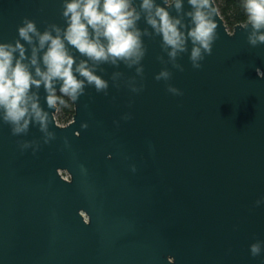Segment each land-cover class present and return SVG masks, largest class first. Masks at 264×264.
I'll list each match as a JSON object with an SVG mask.
<instances>
[{"label": "water", "instance_id": "obj_1", "mask_svg": "<svg viewBox=\"0 0 264 264\" xmlns=\"http://www.w3.org/2000/svg\"><path fill=\"white\" fill-rule=\"evenodd\" d=\"M212 5L218 39L201 68L189 53L183 71L162 63L160 37H144L143 76L101 65L108 94L86 87L66 124L40 88L49 143L38 126L14 136L0 122V264H264V45ZM61 12L62 0H0V42L18 38L24 17L64 26ZM164 68L171 78L157 81ZM23 141L39 143L35 154Z\"/></svg>", "mask_w": 264, "mask_h": 264}, {"label": "clouds", "instance_id": "obj_2", "mask_svg": "<svg viewBox=\"0 0 264 264\" xmlns=\"http://www.w3.org/2000/svg\"><path fill=\"white\" fill-rule=\"evenodd\" d=\"M187 3L189 10H185L184 0H140L139 4L136 0H62L64 26L50 23L43 31L34 20L24 17L17 26L18 38L0 42V122L9 125L14 136L27 135L30 126H38L44 143H49L55 139V133L49 130L54 112L41 106L40 88L46 93L47 108L55 111L58 106L68 107L69 101L75 103L85 94L86 87L107 95L109 82L97 71L103 72L104 64H123L129 69L135 67L136 74L142 77L141 61L147 52L144 37H160L161 49L168 57L167 61L163 56L157 57L162 63H171L183 71L177 59L189 53L192 67L201 68L218 39L216 10L212 0ZM243 10L246 22L240 27L247 31V42L253 47L264 45V0H243ZM141 19L147 25L143 29L138 25ZM73 49L83 58L77 60ZM122 75L112 74L116 87ZM171 75L164 68L155 79L168 81ZM257 75L264 78L259 69ZM127 85L132 92L143 88L136 86L135 77ZM167 91L183 94L170 84ZM81 127L88 125L83 123ZM19 146L22 151L31 147L35 154L39 143L23 141ZM262 202L257 200V206ZM249 247L253 257L262 252L259 240Z\"/></svg>", "mask_w": 264, "mask_h": 264}, {"label": "trees", "instance_id": "obj_3", "mask_svg": "<svg viewBox=\"0 0 264 264\" xmlns=\"http://www.w3.org/2000/svg\"><path fill=\"white\" fill-rule=\"evenodd\" d=\"M217 10L224 19L227 26L231 29L237 23L246 21V16L243 10V0H214ZM58 115L56 121L66 124L71 120L73 114V104L69 101L68 107L58 106Z\"/></svg>", "mask_w": 264, "mask_h": 264}, {"label": "built area", "instance_id": "obj_4", "mask_svg": "<svg viewBox=\"0 0 264 264\" xmlns=\"http://www.w3.org/2000/svg\"><path fill=\"white\" fill-rule=\"evenodd\" d=\"M61 173V175L64 177V178H68V175L65 173V172H60Z\"/></svg>", "mask_w": 264, "mask_h": 264}, {"label": "rangeland", "instance_id": "obj_5", "mask_svg": "<svg viewBox=\"0 0 264 264\" xmlns=\"http://www.w3.org/2000/svg\"><path fill=\"white\" fill-rule=\"evenodd\" d=\"M230 29V28H229ZM58 115V112L56 111V113H55V118H56V116ZM59 124H62V123H60V122H58Z\"/></svg>", "mask_w": 264, "mask_h": 264}, {"label": "flooded vegetation", "instance_id": "obj_6", "mask_svg": "<svg viewBox=\"0 0 264 264\" xmlns=\"http://www.w3.org/2000/svg\"><path fill=\"white\" fill-rule=\"evenodd\" d=\"M85 216V215H84ZM85 220H86V217H85Z\"/></svg>", "mask_w": 264, "mask_h": 264}]
</instances>
